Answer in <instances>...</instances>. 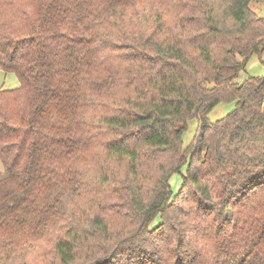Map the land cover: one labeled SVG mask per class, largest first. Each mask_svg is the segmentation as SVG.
<instances>
[{
	"label": "trees",
	"instance_id": "obj_1",
	"mask_svg": "<svg viewBox=\"0 0 264 264\" xmlns=\"http://www.w3.org/2000/svg\"><path fill=\"white\" fill-rule=\"evenodd\" d=\"M262 3L0 0V264H264Z\"/></svg>",
	"mask_w": 264,
	"mask_h": 264
},
{
	"label": "rangeland",
	"instance_id": "obj_2",
	"mask_svg": "<svg viewBox=\"0 0 264 264\" xmlns=\"http://www.w3.org/2000/svg\"><path fill=\"white\" fill-rule=\"evenodd\" d=\"M264 5V3H262ZM260 10V9H259ZM260 15H264V11L261 9L258 11ZM264 74V51L261 54V57H258L256 54H252L244 69L239 71L238 80H242L249 75H263ZM19 86V80L16 74L12 71L0 72V87L2 88H14ZM232 107V103L220 102L216 104L210 111L207 113L210 121H215L216 119L224 116L227 112L230 111ZM197 125V121L195 117H192L188 120L187 127L182 134V142L183 145L189 143L191 138L193 137L195 128ZM184 166L181 168V172L183 173ZM3 176V166L0 163V177ZM181 177L179 173H173L169 178V183L172 187V191L174 192L180 185Z\"/></svg>",
	"mask_w": 264,
	"mask_h": 264
}]
</instances>
